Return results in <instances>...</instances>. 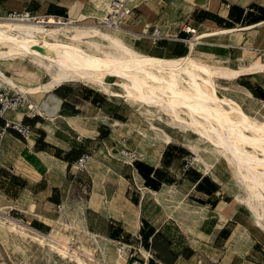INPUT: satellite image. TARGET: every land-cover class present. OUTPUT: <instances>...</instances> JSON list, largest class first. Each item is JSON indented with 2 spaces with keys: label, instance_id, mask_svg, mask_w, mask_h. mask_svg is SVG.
<instances>
[{
  "label": "crops",
  "instance_id": "0c3cea01",
  "mask_svg": "<svg viewBox=\"0 0 264 264\" xmlns=\"http://www.w3.org/2000/svg\"><path fill=\"white\" fill-rule=\"evenodd\" d=\"M84 4V0H0V14L30 9L77 22L82 19L72 16H81ZM132 21L142 22L150 33L162 29L161 43L140 42L164 56L189 51L190 27L198 33L235 29L199 44L204 52L234 57L238 49L247 48L248 41L250 48L264 50L258 39V27L264 24V0H137L135 12L123 27ZM7 72L18 75L12 66ZM23 76L31 83L43 79L34 71ZM237 78L233 81L261 103L264 113V71ZM63 84L35 94L40 97V102L35 99L40 116L25 117L23 110L7 114L32 125L28 139L11 130L2 141L0 196L9 208L18 210L33 228L47 232L59 216L58 206L77 203L85 191L87 228L129 244L130 259L137 264H264V241L253 238L241 206L224 189L215 165L208 171L198 162L185 168L184 157L189 154L178 151L177 142L162 144L149 156L138 148L140 159L119 164L109 156L110 146L124 134V127L135 130L123 121L124 113L104 112L105 93L90 85L85 91L81 85ZM80 106L90 114L77 112ZM49 121L65 122L67 128L52 129ZM83 151L91 152L93 158L85 171L74 174L70 162ZM36 154L43 162L54 161L47 183L38 170L34 180L30 159Z\"/></svg>",
  "mask_w": 264,
  "mask_h": 264
},
{
  "label": "bare ground",
  "instance_id": "6f19581e",
  "mask_svg": "<svg viewBox=\"0 0 264 264\" xmlns=\"http://www.w3.org/2000/svg\"><path fill=\"white\" fill-rule=\"evenodd\" d=\"M122 29L95 22L47 24L0 19V81L36 95L63 83L85 82L142 105L146 115H166L167 125L195 133L196 138L189 137L186 143L197 152L196 159L205 170L213 162L206 160L203 142L226 159L234 179L247 192L245 196L237 193L236 201L244 203L253 221L264 229V117L250 113L239 100L223 93L218 82L221 78L233 80L244 73L264 71V58L235 55L227 64L219 58L206 60L196 55L197 46L206 38L235 29L198 33L190 27L195 34L189 39V51L180 56L161 55L141 42L130 44L118 32H127ZM28 58L31 64H27ZM9 59L26 64V68H20L18 75L9 74L1 66ZM40 69L49 75L47 80L40 78L31 83L23 76L33 71L41 73ZM114 84L123 91L114 90ZM155 120L151 119L150 124L160 137L161 147L174 137ZM127 124L139 134L148 135ZM3 213L11 228L24 227L8 212ZM42 237L43 243L48 240L53 246L63 244L52 233H43ZM125 253L118 251L116 264L121 263Z\"/></svg>",
  "mask_w": 264,
  "mask_h": 264
},
{
  "label": "rangeland",
  "instance_id": "374dc122",
  "mask_svg": "<svg viewBox=\"0 0 264 264\" xmlns=\"http://www.w3.org/2000/svg\"><path fill=\"white\" fill-rule=\"evenodd\" d=\"M84 2L85 4L82 6V15L72 16L76 19H82L80 21H77V23L80 24L94 22L93 20H90L91 15H97L98 13L102 12L104 8L106 9L109 4V0H84ZM141 24L142 22H129L127 23V25H125L126 27H123V29L121 28L122 30H128L129 33L123 31L118 32L124 35V38L133 45H136L137 42L140 41H143L152 46H155L156 44L162 42L159 39L156 40L154 35L148 32L145 25ZM258 28L260 29L258 35L259 42L264 43V24L260 25ZM138 30L147 31V33H139ZM190 33L191 35L189 38H191L193 35V32ZM208 38H206L202 43L207 42ZM249 43L250 41H248V44H246L247 48L243 47L238 49L237 53L239 52V54L237 55H254V57L264 58V50L260 51L256 48L253 49V47L250 48ZM196 55L206 60H209L210 58H219L227 64H229V61H232L230 60L232 58L230 55H227L226 57L218 56L214 53L204 52L198 46ZM27 61V64H31L29 58L27 59ZM12 62L15 61L12 59L5 60L2 62L1 66L4 69H11L12 66L16 71H19L22 67L26 68V64L21 63V65L17 64L14 66V64H11ZM40 72L43 80H47L49 78V75L47 73H44L43 70L40 69ZM218 82L220 90L223 93L239 100L250 113H253L260 117H264L261 103L244 93V91L242 90L240 85L236 83V81L221 78L218 79ZM70 84L81 85L82 89H85L86 85H90L95 89L102 91L103 93H105L107 99L105 105L106 109L103 108L104 112L105 110L109 111V109L120 111L124 113L123 121L130 123V125H135L138 129H141L142 131H146V133H148V135L145 137L139 134L136 130L131 131L130 128L126 129L123 126L124 134L120 136V138L123 136H129L130 139L128 145L131 146V148L136 149L137 151L139 148L143 152V154L147 156H149V154H155L161 144V141L159 135H157V133L155 132V129L151 128L150 122L151 119L156 118L157 120H155V123L165 128V130H167L168 133H170L174 137L171 142L179 143V146H175L178 151H180L181 153H188L189 155L194 154L197 157V152L186 143V140L189 137L196 138L195 133L192 130L186 131L181 127H177L170 123H168L167 125L166 115L165 118L159 117L158 115V118L155 116L151 117L150 115H146L145 108L142 105L132 104L131 102L126 100L125 97L113 96L110 93L103 91L96 85H91L85 82H72L63 85L64 87H68V85ZM112 88L117 91H123L121 86L117 84L112 85ZM28 95L40 102V97H37L35 94L29 92ZM80 107V111L77 112L82 115L90 114L88 108L84 106ZM142 109L144 110V112L142 111ZM14 112H19V110ZM162 116H164L163 113ZM47 124L52 129H58L60 127L63 129L67 128L65 126V122L62 121H49ZM203 145L206 148L205 158L207 161L213 162L212 166L215 165V168L219 172V177L222 180L224 189H226L229 194L233 195L234 198L237 193H241L242 196H245L247 192L245 191V189L239 186V184L234 179L232 170L228 165L226 159L215 149H213L208 142H203ZM113 146H115L116 148L112 149ZM164 146L162 147V149L164 148ZM110 147L111 152H109V156L112 159L117 160L119 164L123 163L124 158H122V156L120 155L121 146L118 140L111 144ZM42 160L43 159L37 154L35 159H30V161L34 164V180L36 179V172L38 170L39 173L45 175V183H47V178H51L52 176L51 167L54 166V161L53 159H44V162ZM113 162L116 163V161ZM197 162L201 164V162L196 159L194 163ZM112 166L115 167L114 164H112ZM78 194H80V192H78ZM85 194L86 192L84 191V194L82 195L83 199L79 197L80 199L77 203H74L73 205L66 204L65 206H63L64 211L61 210L59 216L56 217L53 229L47 232H39L30 228L29 226L32 227V225H30L23 218V215L18 210H12L11 208H9L7 206V202L3 199L2 196H0V207H3V211L0 212V264H116L115 262L117 259L119 242L114 241L107 236L91 232L86 226L84 214ZM237 202L241 206L243 220L246 223V227L250 231H252L253 238L255 240L262 239L264 241V229L253 221L252 213L247 208V206L242 202ZM4 211L8 212L12 217H14L15 221H19L21 222V224L23 223L22 225H24V227H22L21 230L11 228L10 221H5L6 215L5 213H3ZM33 213H36V211H34ZM43 233H52L54 236L60 239L63 244H56L57 246H53L48 242V240L46 241V243H43L41 239L43 238ZM66 249L67 252L65 253L64 250ZM130 258V251H128L127 254H124V257L122 258L120 264H132L133 260H131Z\"/></svg>",
  "mask_w": 264,
  "mask_h": 264
},
{
  "label": "built area",
  "instance_id": "2783aa9c",
  "mask_svg": "<svg viewBox=\"0 0 264 264\" xmlns=\"http://www.w3.org/2000/svg\"><path fill=\"white\" fill-rule=\"evenodd\" d=\"M137 0H110L108 6L104 10V14L94 17V22L104 27L111 29L122 28L124 23L133 15L136 9ZM0 19L21 20L42 22L47 24L56 23H71L74 20L59 14H45L39 15L30 9H24L21 11L10 10L6 14H0ZM155 39H161L163 37L162 31L159 28H155L153 33ZM23 110L25 117L35 118L41 115L38 103L28 93L19 89H14L11 85L0 81V118L4 119V122L0 124V153L2 148V141L5 135L11 131H18L24 138L28 139L32 135V125L27 123L24 119L10 118L7 116L9 112ZM129 136L121 137L118 142L120 143V155L127 163H132L138 159L139 153L136 149L131 148L128 145ZM93 155L89 151H83V153L70 162V169L74 174L85 171L88 168ZM196 161L194 154L184 157V167L190 168ZM59 210L63 209V205L58 206ZM119 242V252H128L130 245ZM132 264H137L135 260Z\"/></svg>",
  "mask_w": 264,
  "mask_h": 264
}]
</instances>
